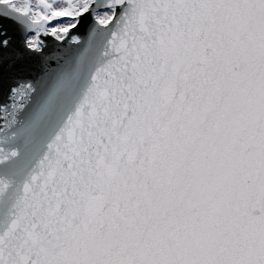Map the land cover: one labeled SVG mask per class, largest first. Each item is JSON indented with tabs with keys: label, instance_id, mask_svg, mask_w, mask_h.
<instances>
[{
	"label": "snow or ice",
	"instance_id": "obj_1",
	"mask_svg": "<svg viewBox=\"0 0 264 264\" xmlns=\"http://www.w3.org/2000/svg\"><path fill=\"white\" fill-rule=\"evenodd\" d=\"M0 264H264V0H0Z\"/></svg>",
	"mask_w": 264,
	"mask_h": 264
}]
</instances>
